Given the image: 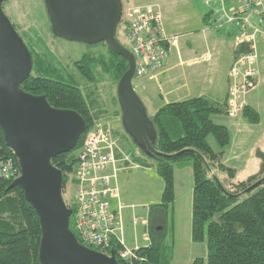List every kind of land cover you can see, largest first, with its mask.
<instances>
[{
	"label": "trees",
	"instance_id": "trees-1",
	"mask_svg": "<svg viewBox=\"0 0 264 264\" xmlns=\"http://www.w3.org/2000/svg\"><path fill=\"white\" fill-rule=\"evenodd\" d=\"M225 1L233 3L234 0ZM19 35L29 42L24 41L32 57L31 74L21 88L33 95H44L54 108L78 112L86 122V130L76 146L51 160L62 171L64 188L72 175L74 152L82 145L98 114L92 112L89 104H93L91 94L94 89L86 92L85 96L78 86L60 80L58 62L42 39L35 34ZM93 46L94 50L84 53L75 62L80 74L95 89L103 78H109L117 86L128 69L127 60L109 49L105 42ZM242 50L236 48L235 56ZM224 110L226 100L220 104L201 96L159 106L148 117L155 131L151 144L160 154L137 145L131 137L142 162L152 158L163 181L160 200L147 209L148 244L139 247L138 259H134L133 264H171L173 250L165 239L168 228L174 225V172L176 168L183 167H190L192 171L191 240L195 243L205 241L207 245L206 258L196 257L191 264H264V180H261L264 177V151H256L261 162L257 174L245 180H234V169L222 163L223 149L230 140L229 132L225 126L212 120V115ZM243 112L251 122L258 121V114L252 108L245 106ZM118 113L121 115L120 107ZM126 135L130 137L127 132ZM210 136L218 149L211 146ZM7 157H12L17 164L0 128V160ZM215 169L227 175V185L219 180L213 172ZM13 179L0 176V264H40L38 216L25 199L22 189L10 187ZM259 180L261 182L255 184ZM66 205L69 207L70 203ZM70 229L74 231L71 218ZM110 247L117 252L115 241H111ZM93 249L103 251L101 248ZM118 263L124 264L119 258Z\"/></svg>",
	"mask_w": 264,
	"mask_h": 264
},
{
	"label": "water",
	"instance_id": "water-1",
	"mask_svg": "<svg viewBox=\"0 0 264 264\" xmlns=\"http://www.w3.org/2000/svg\"><path fill=\"white\" fill-rule=\"evenodd\" d=\"M43 2L54 36L88 45L105 42L127 60L128 69L117 84L122 125L137 145L160 154L151 144L155 138L153 124L132 85L134 56L116 37L121 0ZM2 4L0 0V128L20 168L10 187L22 189L38 216L39 263L119 264L113 250L107 255L83 245L70 229L71 209L62 194V171L51 160L76 146L86 122L78 112L54 108L44 95H33L21 88L31 74L32 57Z\"/></svg>",
	"mask_w": 264,
	"mask_h": 264
},
{
	"label": "built area",
	"instance_id": "built-area-1",
	"mask_svg": "<svg viewBox=\"0 0 264 264\" xmlns=\"http://www.w3.org/2000/svg\"><path fill=\"white\" fill-rule=\"evenodd\" d=\"M206 2L219 4L214 27L236 28L235 46L243 48L234 57L228 71L226 113L229 117H237L246 106L245 96L256 83L257 42L264 40V0ZM121 21L126 43L135 59L134 76L151 77L165 65L178 36L165 32L157 4L127 6L122 10ZM210 58L207 51L191 58L188 63L195 64ZM123 161L129 162V156L120 151L109 129L95 122L76 153L72 171L74 189L69 208L73 232L80 243L90 248H101L107 255L113 250L116 258L124 264H133L132 261L138 259L139 246L129 247L125 243L123 205L117 183ZM19 174V165L12 157L0 160L1 177L16 178ZM142 238L147 241V233ZM111 241L116 242L117 252L110 247Z\"/></svg>",
	"mask_w": 264,
	"mask_h": 264
},
{
	"label": "rangeland",
	"instance_id": "rangeland-1",
	"mask_svg": "<svg viewBox=\"0 0 264 264\" xmlns=\"http://www.w3.org/2000/svg\"><path fill=\"white\" fill-rule=\"evenodd\" d=\"M151 3L159 5L163 22L167 20L170 26L179 33H189L192 35L199 33L200 35L198 37L201 39L202 25L200 22L203 14L208 11H211V14H215L219 8L217 2L207 3L206 0H121L122 10L127 6ZM2 7L19 33L28 34L29 36L35 34L42 39V43L50 50L52 56L58 62V67L61 71L60 80L78 86L85 96L86 92L94 89L91 94L93 104L89 103L92 106V112H98L94 122H99L105 128L109 129L120 151L127 154L130 158L129 162H122V165L127 164L130 167V172L122 176L119 181L122 200L124 202L140 204L141 206L137 208L139 212L136 211V214L142 219L146 214L147 206L160 200L163 181L156 172L155 161L149 158L144 159V162H142L139 149L133 139L126 135V131L122 125L121 115L118 113L119 106L116 102L117 86L109 78H103L95 89L86 81L76 67L75 62L84 53L94 50L95 46L54 36L43 0H4ZM209 31L206 42L214 46L223 55L227 50V44L231 38H226L223 34L224 30H219L215 27ZM116 37L129 49L125 40L124 27H122L121 20L117 28ZM188 37L186 35L182 38V41ZM23 41L29 43L26 38ZM226 41L228 42L222 43ZM217 44H222V46H217ZM39 46H41V43H39ZM99 49L101 48L99 47ZM209 52L212 58L213 50H209ZM143 80V78L140 79L134 76L132 85L137 96L143 102L148 116L153 115L159 105L166 101V98L168 100L175 98L168 94H166L167 97L162 96L157 82L145 85L146 83ZM221 117L224 119L223 115ZM212 120L215 123L219 122L217 115H212ZM209 142L214 149L217 148V144L212 136L209 137ZM74 153L76 154L77 151ZM182 171L176 170L175 172L174 184L177 199L173 213L174 229L172 227L168 228L165 239V243L171 244L173 250L174 258L172 264H187V260L192 256H195V258H206L207 256V245L205 241L195 243L190 240L192 198H190V202L188 203L189 196L186 188H188L187 185L192 187V176L183 175ZM216 175L224 185H227L222 173H217ZM186 181L188 183L187 185ZM73 189L74 184L71 175L66 187L62 188L63 198L66 203L71 202ZM134 220L137 221V218ZM134 230L137 235V244L144 245L143 240L140 238V227L134 228L132 223L126 227V245L133 247L130 245L134 244Z\"/></svg>",
	"mask_w": 264,
	"mask_h": 264
},
{
	"label": "crops",
	"instance_id": "crops-1",
	"mask_svg": "<svg viewBox=\"0 0 264 264\" xmlns=\"http://www.w3.org/2000/svg\"><path fill=\"white\" fill-rule=\"evenodd\" d=\"M156 4V3H151ZM158 5V4H157ZM159 6V5H158ZM212 13V12H211ZM210 11L205 12L202 16L200 24L202 25V39L198 37V34L179 33L165 20L163 27L168 35H177L178 39L174 47L165 62V65L154 73L151 77H142L145 85H150L152 82H157L159 90L162 96L167 97L166 94L173 99L164 101L159 106L180 101L192 97H205L212 101L224 104L227 98V90L229 85L228 71L235 57V37L236 28L224 26L222 28H216L224 30L223 34L226 38L230 39L227 43V50L221 55L214 46L206 42L207 33L210 32L211 28H214L213 20L215 14H211ZM177 27V26H176ZM218 31V30H217ZM189 36L182 41V38ZM192 36V37H191ZM222 46V44H217ZM213 50V57L204 62H198L195 64L188 63V61L202 53ZM210 53V52H209ZM257 77L255 87L245 96L246 107L252 108L258 114V121L251 122L248 117L242 112L237 117H229L224 110L222 113L215 114L219 118L218 124L225 126L229 132L230 140L228 145L223 149L222 163L227 167L234 169L236 181L248 179L249 177L257 174L260 171L261 162L256 156V151H264V40L259 39L257 42ZM140 78V79H142ZM158 109V108H157ZM156 109V110H157ZM155 110V111H156ZM221 115L224 116L222 119ZM218 149V148H215ZM122 169L118 175V187L119 181L122 176L130 172V167L127 164L122 165ZM176 170H184L183 175H191L192 171L190 167L176 168ZM186 170V171H185ZM175 172H174V183H175ZM215 174L220 173L218 170L213 171ZM222 173V172H221ZM222 176L226 182L229 181L227 175L223 172ZM127 177V176H126ZM186 181V185H187ZM193 186V184H192ZM188 188V203L192 198V187L187 185ZM175 189V184H174ZM120 190V187H119ZM185 190V191H186ZM190 191V192H189ZM173 203V213L174 205ZM120 201L123 205L122 215L124 221V240L126 227L129 224H133L135 227H140L141 233L140 238L143 240L144 245L137 244L136 232L134 230V244L139 247L146 246L148 242L142 238V235L147 233V209L146 214L141 219L136 211L140 204H133L130 202H124L122 200V194H120ZM116 201H114L115 203ZM137 218V221L134 219ZM135 221V222H134ZM191 224V215H190ZM139 225V226H138ZM191 240V235H190ZM192 241V240H191ZM126 242V241H125ZM174 258V257H173ZM171 260V264L173 262ZM195 259V256L190 257L187 260V264Z\"/></svg>",
	"mask_w": 264,
	"mask_h": 264
}]
</instances>
